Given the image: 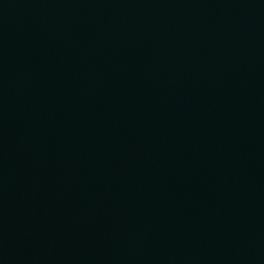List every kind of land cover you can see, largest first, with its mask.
Segmentation results:
<instances>
[{
  "label": "water",
  "instance_id": "95a60500",
  "mask_svg": "<svg viewBox=\"0 0 264 264\" xmlns=\"http://www.w3.org/2000/svg\"><path fill=\"white\" fill-rule=\"evenodd\" d=\"M0 264H264V0H0Z\"/></svg>",
  "mask_w": 264,
  "mask_h": 264
}]
</instances>
